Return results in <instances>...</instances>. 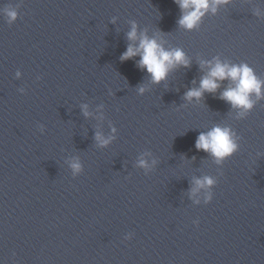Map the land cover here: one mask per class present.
Listing matches in <instances>:
<instances>
[{
  "label": "clouds",
  "instance_id": "1",
  "mask_svg": "<svg viewBox=\"0 0 264 264\" xmlns=\"http://www.w3.org/2000/svg\"><path fill=\"white\" fill-rule=\"evenodd\" d=\"M181 9V17L178 20L179 26L192 30L198 27L202 17L210 8V4L219 5L228 3L229 0H174ZM20 5H6L4 7V16L9 25L13 24L18 19L17 8ZM215 13L216 7L211 8ZM129 43L127 50L122 54V61L132 59L139 56L140 59L137 66L141 69H146L151 77L152 83H159L167 78L170 70L177 65L184 67L189 66V60L186 58L183 50L177 48L174 50H165L155 38H149L146 34L137 35V25L132 22L131 30L127 33ZM207 63L209 65L208 74L201 78L199 88L190 89L185 93V99L192 98L200 99L204 92L214 93L220 87V81L229 80L231 85L226 88L220 95V98L227 101L233 108L240 109V116L250 111L254 106L252 96L257 99L264 98V81L258 78L253 68L247 63L228 64L222 63L218 58L214 62H201V66ZM19 75V73H17ZM145 91L143 86L139 87V92ZM84 114L89 115L87 105L83 106ZM96 140L101 145H106L109 140L104 139L99 133L96 135ZM195 147L197 150L207 152L215 159L217 164L222 163L225 159L231 157L238 149V145L234 139V133L228 127L215 126L207 132H201L197 137ZM140 166L146 167V161L140 160ZM74 172L80 171V164L74 162L71 165ZM216 181L210 176H204L202 179H196V188L192 191L195 193L199 188H210ZM211 200V195L206 197ZM130 237H125V240Z\"/></svg>",
  "mask_w": 264,
  "mask_h": 264
}]
</instances>
